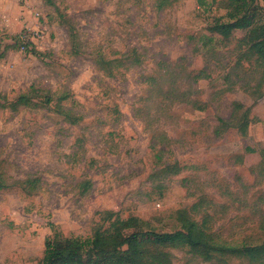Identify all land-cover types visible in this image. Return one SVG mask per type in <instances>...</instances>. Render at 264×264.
<instances>
[{
  "label": "rangeland",
  "instance_id": "obj_1",
  "mask_svg": "<svg viewBox=\"0 0 264 264\" xmlns=\"http://www.w3.org/2000/svg\"><path fill=\"white\" fill-rule=\"evenodd\" d=\"M158 3L0 0V264H40L104 212L127 234L203 224L216 259L146 258L264 264L244 253L264 250L263 68L247 31H210L228 0Z\"/></svg>",
  "mask_w": 264,
  "mask_h": 264
},
{
  "label": "trees",
  "instance_id": "obj_2",
  "mask_svg": "<svg viewBox=\"0 0 264 264\" xmlns=\"http://www.w3.org/2000/svg\"><path fill=\"white\" fill-rule=\"evenodd\" d=\"M228 2L227 20L225 22L217 20L210 31L223 39H229L236 31H247L241 44L247 46L248 55L254 56L256 62L263 68L264 81V0ZM166 5L168 0H160L156 8L162 10ZM17 42L19 49L24 46L26 51L32 45L30 42L23 44L21 39H17ZM220 123L223 128L229 126L227 122ZM241 133L245 134V128ZM102 215L110 222L108 228L95 229L93 235L85 240H48L40 264H171L170 254L160 250L146 258L148 247L155 244L162 247L182 245L199 254L206 262L216 259L211 254V246L208 235L203 230V224L201 226L190 222L185 232L174 234L159 235L150 232L127 234L126 232L134 227V218L121 220L112 212H104ZM244 253L252 263L264 257V250L261 248H244Z\"/></svg>",
  "mask_w": 264,
  "mask_h": 264
},
{
  "label": "built area",
  "instance_id": "obj_3",
  "mask_svg": "<svg viewBox=\"0 0 264 264\" xmlns=\"http://www.w3.org/2000/svg\"><path fill=\"white\" fill-rule=\"evenodd\" d=\"M21 41H22V43H23V44H26V43H28V42H25V43H24V41L22 40V38H21ZM21 49H22V51H24V50H25V47H24V46H22V47H21Z\"/></svg>",
  "mask_w": 264,
  "mask_h": 264
}]
</instances>
